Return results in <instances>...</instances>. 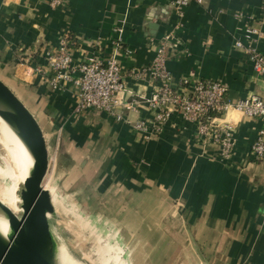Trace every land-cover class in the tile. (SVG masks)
Returning a JSON list of instances; mask_svg holds the SVG:
<instances>
[{"label": "crops", "instance_id": "crops-1", "mask_svg": "<svg viewBox=\"0 0 264 264\" xmlns=\"http://www.w3.org/2000/svg\"><path fill=\"white\" fill-rule=\"evenodd\" d=\"M48 1L0 0V80L38 122L49 158L50 139L57 140L63 182L79 190L86 205L120 198L122 209L110 215L119 234L142 235L141 242H121L132 264H176V248L188 258L189 231L223 264H264V160L251 153L259 120L235 111L218 119L235 140L232 158L221 161L218 148L203 151L195 125L177 113L161 129L142 132L133 124H152L146 107L124 111L129 123L93 109L75 112L76 89L68 83L53 91L43 66L44 55L68 33L75 59L116 58L125 98L145 96L152 84L134 74L150 65L157 42L171 34L166 68L172 87L200 78L224 83L230 102L263 95L264 80L234 42L245 45L243 30L253 25L261 31L255 47L264 56V0H203L181 13L174 0H66L61 9Z\"/></svg>", "mask_w": 264, "mask_h": 264}, {"label": "built area", "instance_id": "built-area-1", "mask_svg": "<svg viewBox=\"0 0 264 264\" xmlns=\"http://www.w3.org/2000/svg\"><path fill=\"white\" fill-rule=\"evenodd\" d=\"M203 0H174L175 8L181 10L190 3L201 4ZM53 9H61L66 0H50ZM243 15V14H241ZM246 44L236 40L234 47L242 49L253 73L264 80V56L256 49L255 43L261 31L253 25L243 30ZM171 34H164L157 42L154 57L148 67L142 68L135 76L147 77L152 88L148 95L139 97L124 95L122 69L114 57L102 58L93 54L83 61L74 58L71 38L62 33L56 46L44 55L45 67L51 74L50 88L61 90L71 84L76 90L75 112L93 109L104 112L116 121H127L123 112H136L146 107L152 113V124L138 121L133 127L142 132L161 129L173 113L195 125V141L208 150L218 148V158L228 161L235 149L231 129L217 121L230 111L240 112L262 123L251 146L255 160H264V94L250 95L236 102L226 99L228 89L220 81L208 79H184L177 88L171 86V77L166 68L168 50L172 47ZM127 123H129L127 121Z\"/></svg>", "mask_w": 264, "mask_h": 264}, {"label": "rangeland", "instance_id": "rangeland-1", "mask_svg": "<svg viewBox=\"0 0 264 264\" xmlns=\"http://www.w3.org/2000/svg\"><path fill=\"white\" fill-rule=\"evenodd\" d=\"M49 3L50 0L48 1V4ZM50 8L52 7L50 6ZM17 62L20 63L19 61ZM43 66H45V63ZM37 68L35 71H41L39 67ZM56 141L50 139L52 155L49 160V168L44 181V186L50 192L51 204L54 207V212L49 215L48 221L50 231L58 243L53 246L55 255H58L62 261L67 262V264H76V262L81 264H123L121 258H127L129 263L132 264L129 259V254L124 250L121 242L127 244L130 239L131 241L133 240L134 236L131 237L128 234L126 235V233L120 235V230H117L118 221L110 218L114 210L116 213L118 208L121 207L122 209L123 205H119L118 202L120 198L113 197V202H111V204L109 202L106 205H104V200L101 197L97 199L96 203L94 202V198L93 201L89 200L90 203L87 205L81 203L79 199V190H70L68 184L63 182L65 172H62L60 169L54 152L58 150ZM4 153L0 145V182H2L1 170L2 158L5 156ZM124 199L126 201V198ZM2 206L10 212L21 208L20 205L4 204ZM120 222L124 225V228H128L130 231L134 230L131 227L132 222L131 224L130 221L127 222L126 220H120ZM189 232L187 238L192 248L188 253L190 256L188 264H223V262L220 261L222 259H217L213 253L210 251L208 252L206 247L201 246L196 240L195 234L191 231ZM134 238L140 242L142 241V235H136ZM109 246L115 248V252H111L113 249H111V247L109 248ZM104 247L109 248V250L107 253L105 252L101 255V248ZM162 254L164 253H160V255ZM118 256L121 257V261ZM173 256L176 257L174 259L176 264L184 263L185 259H189V256L187 258L186 253L181 252L180 248L175 249ZM214 257L218 262H211ZM72 259L74 261H72Z\"/></svg>", "mask_w": 264, "mask_h": 264}, {"label": "water", "instance_id": "water-1", "mask_svg": "<svg viewBox=\"0 0 264 264\" xmlns=\"http://www.w3.org/2000/svg\"><path fill=\"white\" fill-rule=\"evenodd\" d=\"M0 117L14 129L33 161L20 189L18 219L0 205L12 229L10 240L0 237V264H54L53 246L58 243L50 231L54 207L44 187L50 160L46 140L36 119L1 80Z\"/></svg>", "mask_w": 264, "mask_h": 264}, {"label": "bare ground", "instance_id": "bare-ground-1", "mask_svg": "<svg viewBox=\"0 0 264 264\" xmlns=\"http://www.w3.org/2000/svg\"><path fill=\"white\" fill-rule=\"evenodd\" d=\"M0 145L2 146V149L5 152L4 153L5 156L4 155H3L4 157L2 156L3 158H2V170H1L2 182H0V205L5 204V205L19 206L21 203V199L19 196L21 191L20 189L23 180L29 175L32 169L33 161L29 151L27 150L23 142L19 139L14 129L10 125H8L1 117H0ZM7 212L14 215V217L18 219L21 212V208L18 210H14L11 212L7 211ZM11 235H12V229L8 223V217L6 215V212L1 208L0 237L8 241L10 240ZM109 248L106 247L101 248V255L102 253L103 254L105 252L107 253ZM52 260L54 264H67V262L62 261V259L58 255H55L54 250H53ZM72 261L74 260L72 259ZM76 264H81V263L76 262Z\"/></svg>", "mask_w": 264, "mask_h": 264}]
</instances>
